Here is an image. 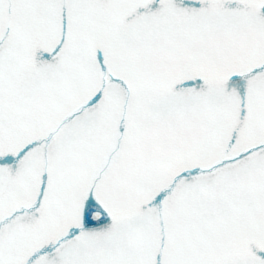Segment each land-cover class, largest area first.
<instances>
[{
  "label": "snow or ice",
  "instance_id": "obj_1",
  "mask_svg": "<svg viewBox=\"0 0 264 264\" xmlns=\"http://www.w3.org/2000/svg\"><path fill=\"white\" fill-rule=\"evenodd\" d=\"M0 264H264V0H0Z\"/></svg>",
  "mask_w": 264,
  "mask_h": 264
}]
</instances>
